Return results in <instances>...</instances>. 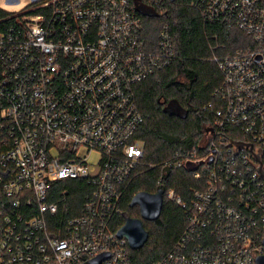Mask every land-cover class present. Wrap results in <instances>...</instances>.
<instances>
[{"label": "built area", "instance_id": "2783aa9c", "mask_svg": "<svg viewBox=\"0 0 264 264\" xmlns=\"http://www.w3.org/2000/svg\"><path fill=\"white\" fill-rule=\"evenodd\" d=\"M168 1L29 0L20 13L0 8V264H92L102 254L109 257L100 264H133L113 221L136 171L159 166L143 162L136 89L176 57L168 24L154 45L143 35L142 10L161 13ZM190 6L205 24L236 28L253 45L219 56L225 45L212 37L209 60L222 75L208 106L213 124L197 147L165 161L191 171L197 185L190 204L166 190L186 225L155 264H256L264 256V178L255 158L264 161V0ZM72 180L87 187L80 214L58 221L70 194L59 183Z\"/></svg>", "mask_w": 264, "mask_h": 264}, {"label": "trees", "instance_id": "16d2710c", "mask_svg": "<svg viewBox=\"0 0 264 264\" xmlns=\"http://www.w3.org/2000/svg\"><path fill=\"white\" fill-rule=\"evenodd\" d=\"M193 0L168 1L158 14L141 13L144 37L150 45L157 43L163 25L168 24L174 39L176 57L172 63L155 72L137 86L139 108L144 122L136 137L144 142V163L159 165L144 171L140 168L129 183L122 200V213L113 221L116 229L121 228L129 218H141L138 206H131V200L140 192L157 193L158 181L163 178L164 204L156 221L143 220L149 232V239L143 248L130 249L133 264H155L174 247L186 225L185 210L175 201L167 198L166 190L175 189L185 203L190 204L192 189L197 181L191 171L172 169L165 165L177 151L193 149L206 136L213 124L214 115L208 107L215 103L213 93L221 85L222 75L212 58L213 36L225 45L217 55H231L237 49L253 45L242 31L220 24H205L200 13L190 6ZM6 13L0 11V18ZM4 24H0V29ZM172 101L178 102L181 112H167ZM235 139L243 136L229 133ZM264 160V158H263ZM264 162V161H263ZM143 170V171H142ZM62 188H69L68 201L61 204L58 221L65 222L80 214L83 205L85 182L72 180L60 182Z\"/></svg>", "mask_w": 264, "mask_h": 264}, {"label": "water", "instance_id": "95a60500", "mask_svg": "<svg viewBox=\"0 0 264 264\" xmlns=\"http://www.w3.org/2000/svg\"><path fill=\"white\" fill-rule=\"evenodd\" d=\"M175 0H171L174 2ZM142 13L153 15L154 12L143 9ZM167 112H181L178 102L172 101L167 107ZM248 146V144L243 142H237L236 146ZM250 151L253 147L249 145ZM255 158L259 163V172L264 178V166L259 155L255 154ZM131 206H138L141 218H129L126 223L118 230L119 238H126L129 242L130 248L133 250H138L144 247L149 239V232L146 230L143 224L145 221H156L160 218L163 204H164V193L162 190L157 193L140 192L137 193L131 200ZM109 257V254H102L97 259H95L92 264H100L103 260ZM256 264H264V256L257 258Z\"/></svg>", "mask_w": 264, "mask_h": 264}, {"label": "rangeland", "instance_id": "374dc122", "mask_svg": "<svg viewBox=\"0 0 264 264\" xmlns=\"http://www.w3.org/2000/svg\"><path fill=\"white\" fill-rule=\"evenodd\" d=\"M13 1L14 0H12V2ZM19 1H20L19 3L16 2L8 3L6 0H0V8L14 13H20L22 11H25L27 9L29 0H19ZM96 159H97V155H93L90 161L95 162Z\"/></svg>", "mask_w": 264, "mask_h": 264}, {"label": "flooded vegetation", "instance_id": "af4514ba", "mask_svg": "<svg viewBox=\"0 0 264 264\" xmlns=\"http://www.w3.org/2000/svg\"><path fill=\"white\" fill-rule=\"evenodd\" d=\"M141 214V213H140Z\"/></svg>", "mask_w": 264, "mask_h": 264}]
</instances>
